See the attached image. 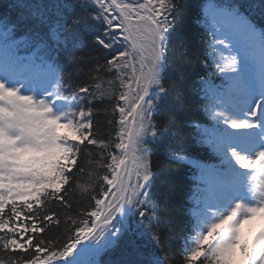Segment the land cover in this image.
I'll return each mask as SVG.
<instances>
[{"label":"snow or ice","instance_id":"6c2138e0","mask_svg":"<svg viewBox=\"0 0 264 264\" xmlns=\"http://www.w3.org/2000/svg\"><path fill=\"white\" fill-rule=\"evenodd\" d=\"M0 7V264H264V0L202 6L211 71L191 88L210 123L190 126L207 161L173 142L182 0ZM161 148L195 169L179 261L154 191Z\"/></svg>","mask_w":264,"mask_h":264},{"label":"trees","instance_id":"16d2710c","mask_svg":"<svg viewBox=\"0 0 264 264\" xmlns=\"http://www.w3.org/2000/svg\"><path fill=\"white\" fill-rule=\"evenodd\" d=\"M5 0H0L2 5ZM48 2V0H44ZM205 0H182L185 5L182 10V15L178 23L180 34L184 37V47L186 48V55L181 57L179 42L174 47L176 48V55L172 57L169 62V69L165 73L166 83L170 87L183 88V102H177L173 98V103L176 104V112L174 118L179 121L178 127L183 128L180 134L183 138L180 140H173L174 143L179 144L184 149L185 155L199 158H210L206 150L200 149L197 146L193 147L195 135V128L191 127V122L198 123L209 122V117L203 112L202 104L204 103L197 96L193 95L191 85H194L201 77L208 76L211 69L205 66L206 56V42L205 33L200 27L198 19L200 16L201 4ZM195 5V7H193ZM2 12V7H0ZM88 62L89 55H97L92 52L90 48H84L79 53ZM102 62V61H101ZM93 67L88 63V67L84 68L81 73L80 81L87 80L88 68ZM155 164H161L162 168L159 170L162 175L157 181L156 191L166 204L167 215L165 217V224L163 225L165 234L168 236V258L169 260L179 261V253L182 249L183 236L186 234L185 221L189 220L190 207L193 203L192 197L194 194L192 188V166L187 164H177L167 159L166 151L161 148L153 157ZM119 255L118 250L110 252L104 256L103 260H108L109 257L116 259Z\"/></svg>","mask_w":264,"mask_h":264},{"label":"rangeland","instance_id":"374dc122","mask_svg":"<svg viewBox=\"0 0 264 264\" xmlns=\"http://www.w3.org/2000/svg\"><path fill=\"white\" fill-rule=\"evenodd\" d=\"M258 227H259V224H258L257 222H254L253 225H251V228H252V229H255V230L253 231L254 234H255V232L258 230ZM253 233H252V235H253Z\"/></svg>","mask_w":264,"mask_h":264}]
</instances>
